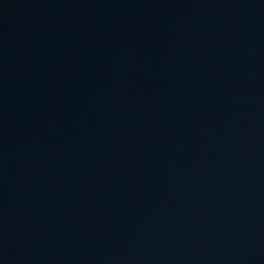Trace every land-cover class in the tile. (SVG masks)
Masks as SVG:
<instances>
[{"label": "water", "instance_id": "95a60500", "mask_svg": "<svg viewBox=\"0 0 264 264\" xmlns=\"http://www.w3.org/2000/svg\"><path fill=\"white\" fill-rule=\"evenodd\" d=\"M0 264H264V0H0Z\"/></svg>", "mask_w": 264, "mask_h": 264}]
</instances>
